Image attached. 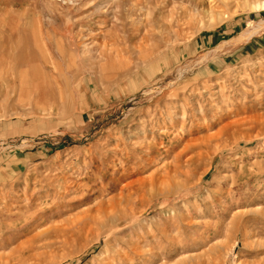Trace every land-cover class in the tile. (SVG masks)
I'll return each mask as SVG.
<instances>
[{"label":"rangeland","instance_id":"obj_1","mask_svg":"<svg viewBox=\"0 0 264 264\" xmlns=\"http://www.w3.org/2000/svg\"><path fill=\"white\" fill-rule=\"evenodd\" d=\"M0 264H264V0H0Z\"/></svg>","mask_w":264,"mask_h":264},{"label":"bare ground","instance_id":"obj_2","mask_svg":"<svg viewBox=\"0 0 264 264\" xmlns=\"http://www.w3.org/2000/svg\"><path fill=\"white\" fill-rule=\"evenodd\" d=\"M192 160V159H191ZM192 163V162H191ZM176 169V168H175Z\"/></svg>","mask_w":264,"mask_h":264}]
</instances>
